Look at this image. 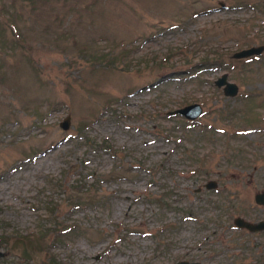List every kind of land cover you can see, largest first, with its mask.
Segmentation results:
<instances>
[{
  "label": "rangeland",
  "instance_id": "obj_1",
  "mask_svg": "<svg viewBox=\"0 0 264 264\" xmlns=\"http://www.w3.org/2000/svg\"><path fill=\"white\" fill-rule=\"evenodd\" d=\"M261 44L264 0H0V264H228L264 220V51L232 57Z\"/></svg>",
  "mask_w": 264,
  "mask_h": 264
},
{
  "label": "water",
  "instance_id": "obj_2",
  "mask_svg": "<svg viewBox=\"0 0 264 264\" xmlns=\"http://www.w3.org/2000/svg\"><path fill=\"white\" fill-rule=\"evenodd\" d=\"M223 6V4H221ZM264 51V45H254L248 48L241 49L232 54V57L235 59L248 58L251 56H258ZM214 85L218 88H222L223 94L228 97H233L238 92V86L228 80L227 73L221 74L215 81ZM203 113L202 106L199 103H191L184 105L180 108H176L168 112L169 115H179L186 120L193 121L200 117ZM62 129H67L69 127V116H66L62 122H60ZM205 189L210 190L217 187V182L215 180H208L204 184ZM254 202L257 205H264V191L257 192L254 195ZM233 225L236 229H245L248 232L255 233L258 231L264 230V220L261 219L257 222H252L250 220L244 219L243 217H236L233 220ZM4 254L0 250V257ZM174 264H201L198 261H188V260H179Z\"/></svg>",
  "mask_w": 264,
  "mask_h": 264
},
{
  "label": "trees",
  "instance_id": "obj_3",
  "mask_svg": "<svg viewBox=\"0 0 264 264\" xmlns=\"http://www.w3.org/2000/svg\"><path fill=\"white\" fill-rule=\"evenodd\" d=\"M78 198H80V196ZM224 229H225V232L223 234L225 235V237H222L223 239L217 240L218 246H220L219 243H221L222 244V247L221 248H218V249L214 248L212 250V253H215L216 254L218 252L221 253V252H225L226 251L225 253L229 254V252H227V251H229V250L232 251V252L234 251L233 254H229V256H227V257H229L228 258L229 259L228 264H236V263H239V262H243L247 258L250 259V256H253V254L255 253V250L251 251L250 252L251 254H249L250 255L249 256L246 252L243 251L244 248L241 251H238V252L235 251L234 248L243 247L244 245L241 242L247 241V238L248 237H252L256 233H250V232H247L244 229H235L233 226L231 227L230 225L227 226ZM55 230L56 229L54 228L53 230H51V232H47L45 235H50ZM261 259L264 260V256Z\"/></svg>",
  "mask_w": 264,
  "mask_h": 264
}]
</instances>
